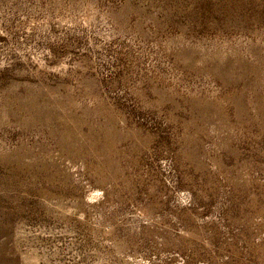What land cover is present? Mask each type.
<instances>
[{
	"label": "rangeland",
	"instance_id": "obj_1",
	"mask_svg": "<svg viewBox=\"0 0 264 264\" xmlns=\"http://www.w3.org/2000/svg\"><path fill=\"white\" fill-rule=\"evenodd\" d=\"M0 264H264V0H0Z\"/></svg>",
	"mask_w": 264,
	"mask_h": 264
}]
</instances>
